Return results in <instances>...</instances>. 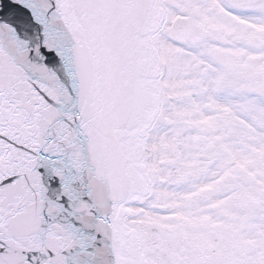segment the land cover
I'll list each match as a JSON object with an SVG mask.
<instances>
[{
    "label": "snow or ice",
    "instance_id": "obj_1",
    "mask_svg": "<svg viewBox=\"0 0 264 264\" xmlns=\"http://www.w3.org/2000/svg\"><path fill=\"white\" fill-rule=\"evenodd\" d=\"M0 264H264V0H0Z\"/></svg>",
    "mask_w": 264,
    "mask_h": 264
}]
</instances>
